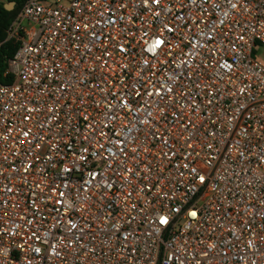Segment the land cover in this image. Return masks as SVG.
Instances as JSON below:
<instances>
[{
    "label": "built area",
    "instance_id": "obj_1",
    "mask_svg": "<svg viewBox=\"0 0 264 264\" xmlns=\"http://www.w3.org/2000/svg\"><path fill=\"white\" fill-rule=\"evenodd\" d=\"M10 38L0 264H264V0H24Z\"/></svg>",
    "mask_w": 264,
    "mask_h": 264
},
{
    "label": "trees",
    "instance_id": "obj_2",
    "mask_svg": "<svg viewBox=\"0 0 264 264\" xmlns=\"http://www.w3.org/2000/svg\"><path fill=\"white\" fill-rule=\"evenodd\" d=\"M24 0H0V83H7L12 80L11 76H4L7 67V59L12 57L18 42L15 39H6V30L14 18L16 12L21 7ZM6 2H14V7L7 10Z\"/></svg>",
    "mask_w": 264,
    "mask_h": 264
},
{
    "label": "rangeland",
    "instance_id": "obj_3",
    "mask_svg": "<svg viewBox=\"0 0 264 264\" xmlns=\"http://www.w3.org/2000/svg\"><path fill=\"white\" fill-rule=\"evenodd\" d=\"M257 55L260 59L264 58V48L260 49V51L257 52Z\"/></svg>",
    "mask_w": 264,
    "mask_h": 264
},
{
    "label": "snow or ice",
    "instance_id": "obj_4",
    "mask_svg": "<svg viewBox=\"0 0 264 264\" xmlns=\"http://www.w3.org/2000/svg\"><path fill=\"white\" fill-rule=\"evenodd\" d=\"M192 215H196V213H192ZM161 223H166V221L162 219Z\"/></svg>",
    "mask_w": 264,
    "mask_h": 264
},
{
    "label": "water",
    "instance_id": "obj_5",
    "mask_svg": "<svg viewBox=\"0 0 264 264\" xmlns=\"http://www.w3.org/2000/svg\"><path fill=\"white\" fill-rule=\"evenodd\" d=\"M5 7H6L7 10H11L12 9L11 7H7V6H5Z\"/></svg>",
    "mask_w": 264,
    "mask_h": 264
}]
</instances>
